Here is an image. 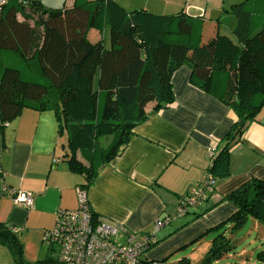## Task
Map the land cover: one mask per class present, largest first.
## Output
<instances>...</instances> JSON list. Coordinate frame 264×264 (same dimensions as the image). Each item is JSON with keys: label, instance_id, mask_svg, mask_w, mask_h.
<instances>
[{"label": "trees", "instance_id": "obj_1", "mask_svg": "<svg viewBox=\"0 0 264 264\" xmlns=\"http://www.w3.org/2000/svg\"><path fill=\"white\" fill-rule=\"evenodd\" d=\"M232 11L235 40L219 32L202 40L203 20L181 11L127 12L113 0H74L71 7L59 8L36 0H8L0 11V51L17 53L28 69L2 68L0 129L24 108L52 110L59 135L67 134L68 169L84 176L82 186L87 189L98 170L127 145L134 127L173 101L171 76L191 62V77L198 78L192 82L229 105L237 117L224 145L210 159L206 175L215 184L230 175V149L264 102V23L248 34L251 13L241 4L232 5ZM90 29L99 33L97 40L88 38ZM196 29L199 38L192 41ZM33 100L38 103H28ZM224 199L235 211L207 230L217 233L199 264H211L233 247L221 230L225 224H231L232 232L249 218L264 226V179H252ZM0 245L14 264H59L50 256V246L42 259H24L16 232L4 224ZM179 264L191 263L182 258Z\"/></svg>", "mask_w": 264, "mask_h": 264}, {"label": "crops", "instance_id": "obj_2", "mask_svg": "<svg viewBox=\"0 0 264 264\" xmlns=\"http://www.w3.org/2000/svg\"><path fill=\"white\" fill-rule=\"evenodd\" d=\"M36 1L46 7L59 8L71 7L74 0H63L59 7L49 5L53 0ZM144 1L128 11L123 8L127 12L144 9L164 14L152 9L158 4V8L171 7L174 13L168 14L181 11L204 19L202 12L203 15L192 13L203 10L201 0H186L183 6L172 0ZM247 3L242 5V10L249 12L244 9ZM228 14L232 17L224 24V32L219 27L216 32L235 40L233 30L237 20L232 9ZM106 32L107 29L104 36ZM99 36L94 29L88 31L92 41ZM191 65L186 62L173 72L170 80L173 101L150 113L134 127L127 145L98 170L87 188L88 203L96 221L122 225L128 233L153 234L156 243L141 258L159 264H179L182 258L194 264L199 254L186 253L184 249L189 246L194 249L212 233L207 230L235 211V206L224 197L252 179H264L263 102L230 149V175L217 180L205 200L155 230L154 221L174 214L179 200L203 181L210 155L222 148L224 136L237 120L229 105L192 82L198 78L191 77ZM66 139V131L59 135L58 121L52 110L24 108L0 129V224L17 229L23 257L29 262L42 259L48 253L49 248L43 242L44 231L53 227L59 209L76 207L75 188L85 182L83 175L68 169L64 157ZM77 156L84 161L79 153ZM13 189L30 192L32 206L15 204L9 193ZM123 239L124 234L118 232L115 241ZM206 242L201 254L211 240ZM0 264H14L10 252L1 245Z\"/></svg>", "mask_w": 264, "mask_h": 264}, {"label": "built area", "instance_id": "obj_3", "mask_svg": "<svg viewBox=\"0 0 264 264\" xmlns=\"http://www.w3.org/2000/svg\"><path fill=\"white\" fill-rule=\"evenodd\" d=\"M8 0H0V11ZM214 156L213 154L210 155ZM214 188L213 179L207 175L203 181L182 197L174 214L154 221L158 230L165 224L186 213L189 207L205 200ZM12 201L24 207H31L33 196L30 192L10 190ZM76 207L59 209L54 225L43 233V242L47 246H57L56 258L59 264H144L141 256L155 241L153 234L128 233L122 225H111L94 219L88 199L87 189L82 185L75 188ZM14 232L16 228H12ZM121 232L124 239L115 241ZM149 264H159L153 260Z\"/></svg>", "mask_w": 264, "mask_h": 264}, {"label": "rangeland", "instance_id": "obj_4", "mask_svg": "<svg viewBox=\"0 0 264 264\" xmlns=\"http://www.w3.org/2000/svg\"><path fill=\"white\" fill-rule=\"evenodd\" d=\"M63 0H53L49 1V5L53 7L62 6ZM120 6L128 9H133V7H137V5L144 4V0H115ZM153 1V0H152ZM174 2H179L180 6L185 5L186 0H172ZM151 2V1H150ZM156 2V1H155ZM244 9L249 10L252 15V23L250 28V34L254 32V29L258 27L257 25L263 23L264 21V0H201L202 9L200 12L194 11V14H201L204 16L203 25L200 32V37L202 40L206 39L207 36L213 34L219 28H224V24L228 23L232 14H228L231 11V5L241 4V6L245 3ZM254 3V4H253ZM157 4V3H156ZM254 5V6H252ZM157 7V8H156ZM155 8H152L154 11H158V13H174L170 8H158V4ZM251 7V8H250ZM254 9H253V8ZM123 8V9H124ZM166 9V10H164ZM226 10V11H225ZM203 14H202V13ZM227 12V13H226ZM215 17H219V21L217 22ZM224 17H227L226 20L222 21ZM223 24V25H222ZM224 32V29L221 30ZM226 31V30H225ZM199 38V30H194L193 35L191 37L192 41H197ZM3 66H15L22 71L25 68L28 69L26 63H24L19 55L10 51H0V73L2 71ZM32 74V73H31ZM24 78L28 76L22 73ZM33 78L36 76L35 73L32 74ZM30 76L29 78H32ZM105 99V93L102 94L99 101V113L101 114L103 109ZM28 103L36 104L38 101H28ZM65 137L62 138L64 140ZM177 209V207H176ZM231 224L227 223L222 227L221 230L224 229L223 234L230 240V243L233 245L229 250L224 252V254L220 257L219 260L214 261L211 264H264V226L256 221L253 218H249L247 222L244 224L242 228L236 231H231ZM217 232H212L206 238H204L201 242L195 245L194 249L189 247L185 248L186 253H190L193 251L196 254H199L198 260H195L194 264H199L201 259L204 257L206 251L210 246H207L206 250L202 253V248L206 247L207 240H211L216 235ZM209 245V244H208ZM199 248V249H198ZM198 249V250H196ZM183 251V249L181 250ZM58 252L57 246H52L50 249V256L55 258ZM166 264V262H163Z\"/></svg>", "mask_w": 264, "mask_h": 264}]
</instances>
